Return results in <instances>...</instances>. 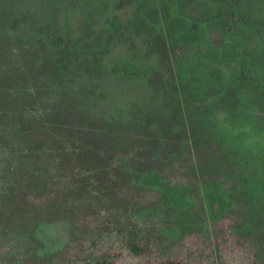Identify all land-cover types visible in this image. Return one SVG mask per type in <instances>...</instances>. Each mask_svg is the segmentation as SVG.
Here are the masks:
<instances>
[{
  "label": "rangeland",
  "instance_id": "obj_1",
  "mask_svg": "<svg viewBox=\"0 0 264 264\" xmlns=\"http://www.w3.org/2000/svg\"><path fill=\"white\" fill-rule=\"evenodd\" d=\"M166 2L0 0V65L25 74L32 110H64V137L77 125L57 163L51 142L27 160L0 149V264H264V150L207 148L264 141V106L216 100L260 96L240 64L264 83V0H237L229 25L218 0L185 1L209 30L188 63L165 47ZM210 184L233 201L221 215Z\"/></svg>",
  "mask_w": 264,
  "mask_h": 264
},
{
  "label": "trees",
  "instance_id": "obj_2",
  "mask_svg": "<svg viewBox=\"0 0 264 264\" xmlns=\"http://www.w3.org/2000/svg\"><path fill=\"white\" fill-rule=\"evenodd\" d=\"M185 1L187 0H177V4L166 2L168 10L165 11L166 15H163V19L166 24V34L170 36L167 38L170 45H173L175 34L189 36L192 33H198L203 24L197 20L194 22L191 12L183 8L182 4ZM218 2L223 5L219 14L226 21L234 22L239 13L237 0H218ZM53 39L47 38L45 47L54 46L56 48L60 40ZM1 55L2 53H0V61L3 63L4 56ZM5 61L4 65H0V149H8L9 152L21 154L22 159L27 160L38 151L37 149L51 142L54 148L53 158L57 163L59 157H64V149L71 143L77 142L72 135V131L77 126L76 123H70L67 126L70 133L64 137V110L61 107L53 110H32L30 98L34 93L28 87L21 85L26 80L25 74L11 58ZM46 136L50 139L44 141ZM34 149L37 151H33ZM22 174L24 176L25 171ZM24 184L25 182H22L20 186ZM130 248L135 254L142 252L140 246L131 245ZM103 264L108 263L103 262ZM155 264L187 263L178 259H170L157 260Z\"/></svg>",
  "mask_w": 264,
  "mask_h": 264
},
{
  "label": "flooded vegetation",
  "instance_id": "obj_3",
  "mask_svg": "<svg viewBox=\"0 0 264 264\" xmlns=\"http://www.w3.org/2000/svg\"><path fill=\"white\" fill-rule=\"evenodd\" d=\"M182 6H183V8L185 7L184 4H182ZM222 7L220 8V10L222 9ZM186 10L189 11V12H191L190 14L192 16V8H189V9L186 8ZM165 11L166 10H161L160 9L161 17H160V24H159V29L164 34L163 36H164L165 47H167L169 49L168 51H169L170 54H171V52L173 50V55L174 56H176V55H179V56L184 55L185 59H183V60H185V63H188V61L186 59L187 53H185V52L190 48L191 45H193V42L194 43L196 42V39L202 38V37L207 38L208 37V31L209 30L204 26V22L205 21L200 16H197L195 18L192 16L194 22L196 20L199 21V22H203V24L201 23L202 25H201V28L199 29V32L198 33H195V34L192 33L189 36L182 35V34L181 35L180 34H175V37H174L175 39H173V45H170L169 44L170 41L167 39L170 36H168L166 34L167 33L166 32L167 31L166 30V24H165L164 19H163V15L164 16L166 15L165 14ZM228 23H229V21L227 20V24ZM185 39H189V40L186 41ZM176 49L179 50V51H183L184 54H182L181 52H176L175 51ZM241 66H242V64H240V70H241L240 75H241V78L245 80L244 82L247 85L249 84V87L250 88H252L253 90L257 91L258 94L260 93L259 94L260 95L259 96L260 99L258 98V100H251V102H249V101L246 102V101H242V100L239 101L237 98L236 99H233L232 97H225V95L223 97V96H220V94L218 95V99H216L217 102L218 101L220 102V104L233 105V106H231V109L232 108L235 109V108L238 107V109H239L238 112L240 114L243 113V112H245L244 107H246V106H249V109L250 110L254 109L253 107H257L258 105L260 107H263L264 106V83L260 82L259 79L257 77H255L254 75L253 76H250V74L252 72L250 73L248 69H244ZM212 69L218 71L219 73H222L221 68L214 67ZM212 69H211V71H212ZM181 85H182L181 86L182 94L185 96L184 99L186 101H189L190 100V96H188V97H186V96H187V94L188 95L191 94L190 89H188L190 87L184 86L183 83H181ZM227 89H230L231 90L232 88H227ZM251 106H253V107H251ZM259 110H260V108H259ZM242 117H244V116L242 115ZM255 133H251V134L250 133H240V134L237 133L238 135L233 138V141L232 142H223V143H218L217 142L218 146H216V144H213V139L210 140V137H208V139H207L208 140L207 141V148L209 149V152L210 153H215V152H217L215 149H218L220 151H225V146H229V147H232L233 146V147H236V148L240 147V148L236 149V151L241 154V152L243 151L244 148H246V149L249 150V149H251L253 147V146L252 147L251 146L245 147L244 145L247 142H249L250 140L255 139V141H256V144L254 146L255 149L260 148L259 152L260 151H263L264 150V141L263 142H260V140H258L256 138V134ZM229 157H228V159H229ZM237 157H233V158H237ZM221 160H225V158L224 157H221L218 160V162H220ZM220 188H222V185L221 184H210L208 186L209 193L207 194L208 200L210 201V205H211L212 202H214V203H216L218 205L220 203L224 207V208H220L219 209L218 215H221L222 214L223 210H225V206H227V205L228 206H233V201L232 200H229L228 197H227V199H224V197H223V195L221 193V189ZM247 223L248 224L246 226L248 228H250L251 227L250 226L251 223L250 222H247Z\"/></svg>",
  "mask_w": 264,
  "mask_h": 264
}]
</instances>
